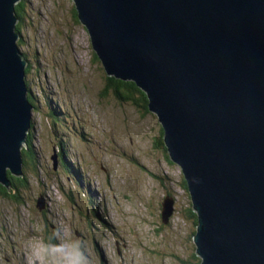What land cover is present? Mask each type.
I'll use <instances>...</instances> for the list:
<instances>
[{
    "label": "water",
    "instance_id": "water-1",
    "mask_svg": "<svg viewBox=\"0 0 264 264\" xmlns=\"http://www.w3.org/2000/svg\"><path fill=\"white\" fill-rule=\"evenodd\" d=\"M16 1L0 0L5 185V171L20 172L30 108ZM68 1L105 73L135 81L163 128L196 215L199 264H264V0Z\"/></svg>",
    "mask_w": 264,
    "mask_h": 264
},
{
    "label": "rangeland",
    "instance_id": "rangeland-1",
    "mask_svg": "<svg viewBox=\"0 0 264 264\" xmlns=\"http://www.w3.org/2000/svg\"><path fill=\"white\" fill-rule=\"evenodd\" d=\"M19 1L16 44L34 98L19 148L31 157L13 173L27 182L18 200L0 194V264H48L64 255L53 246L77 242L88 264H193L189 197L157 145L156 115L102 90L112 75L68 0Z\"/></svg>",
    "mask_w": 264,
    "mask_h": 264
},
{
    "label": "trees",
    "instance_id": "trees-1",
    "mask_svg": "<svg viewBox=\"0 0 264 264\" xmlns=\"http://www.w3.org/2000/svg\"><path fill=\"white\" fill-rule=\"evenodd\" d=\"M13 10H14V16L16 19L21 17L22 14L24 15V8L22 9V2L21 1H17L16 3L13 4ZM73 13L75 14L74 11H73ZM17 25H18L17 23L14 24V31L18 34ZM93 56L96 57L95 54H93ZM22 59H24V57H22ZM26 71H27V66L24 65L23 73H25ZM105 80H106V82L104 83V86L102 89L103 91H105L106 88H108V86H109L111 89L112 95L114 96L115 99H117V100L121 99L122 101H125L126 103H132L134 105H137L142 110H145L147 112L149 111L147 108L146 95H145L144 91L135 83V81H133L132 79H121V78L115 77L113 75L112 76H106ZM27 88L28 87H26L25 100H26V103L31 107V105H32L31 102L34 101V98L32 96V93H30V92L27 93ZM156 121H157V126H158L157 145H159L161 150L165 153V158L168 159V162L169 161L172 162L168 158V155H166L167 150H166V146L164 144L163 138H162L163 128L160 125V123L158 122V120H156ZM24 141H25V137H24ZM20 148H19L20 165H22V169H23V168H26L25 161H26V159H30L31 154L27 151L26 146H23V149H20ZM58 155H59V159L62 161V159H61L63 156L62 153L60 152ZM20 170H21V167H20ZM21 172L23 173V170H21ZM180 172H181V170H180ZM180 175H181L180 176L181 187L187 192V187H186L184 177H183L182 173H180ZM5 177L7 179V183L9 185V187H5L4 185H2L0 183V194L10 196L14 200H18V190L19 189L24 190L27 186L25 176L24 175L18 176V175H14L13 173L11 174V173L5 171ZM187 194H188V192H187ZM189 202H190V200H189ZM186 214H187V216L193 218L191 220H192V224L194 226L195 221H196L194 219L195 213L193 212L190 204H189L188 208L186 209ZM100 220H104V219L100 218ZM100 225H101V223H100ZM194 231H195V227L192 230V233L190 235V239H191L192 243H193L192 235H193ZM193 246L195 248V245H193ZM190 257L194 261L193 264H196L195 261L199 260V257L196 255L194 249H193V252L191 253ZM198 264H199V261H198Z\"/></svg>",
    "mask_w": 264,
    "mask_h": 264
},
{
    "label": "clouds",
    "instance_id": "clouds-1",
    "mask_svg": "<svg viewBox=\"0 0 264 264\" xmlns=\"http://www.w3.org/2000/svg\"><path fill=\"white\" fill-rule=\"evenodd\" d=\"M17 1H19V0H17ZM15 42H16V40H15ZM17 48H18V46H17ZM22 57L23 56L21 54V58ZM53 247H54V250L56 253L63 252L64 255H62V256L53 255L49 259L48 264H88L87 256L85 255L84 251L82 250V248L78 242L74 243L72 245H68V246L61 244V245H56ZM37 261H39L38 256H37ZM34 264H35V262H34ZM40 264H43V262H40Z\"/></svg>",
    "mask_w": 264,
    "mask_h": 264
},
{
    "label": "flooded vegetation",
    "instance_id": "flooded-vegetation-1",
    "mask_svg": "<svg viewBox=\"0 0 264 264\" xmlns=\"http://www.w3.org/2000/svg\"><path fill=\"white\" fill-rule=\"evenodd\" d=\"M31 93V92H30ZM32 97V96H31ZM22 172H21V170H20V172H19V174H21Z\"/></svg>",
    "mask_w": 264,
    "mask_h": 264
},
{
    "label": "bare ground",
    "instance_id": "bare-ground-1",
    "mask_svg": "<svg viewBox=\"0 0 264 264\" xmlns=\"http://www.w3.org/2000/svg\"><path fill=\"white\" fill-rule=\"evenodd\" d=\"M165 203H166V201H165ZM165 203H164V204H165Z\"/></svg>",
    "mask_w": 264,
    "mask_h": 264
}]
</instances>
